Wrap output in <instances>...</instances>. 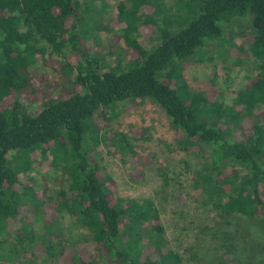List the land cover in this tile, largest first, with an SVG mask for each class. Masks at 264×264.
Listing matches in <instances>:
<instances>
[{"label":"trees","instance_id":"16d2710c","mask_svg":"<svg viewBox=\"0 0 264 264\" xmlns=\"http://www.w3.org/2000/svg\"><path fill=\"white\" fill-rule=\"evenodd\" d=\"M94 2L0 0V232L9 235L8 224L20 223L16 253L27 239L34 264L182 262L162 251L157 237L163 228L153 201L116 196L114 180L91 155L106 140L97 112L118 103L148 101L161 108L176 148L206 161L193 182L196 193L222 218L242 215L264 225V0H175L174 9L164 0H117L118 35L94 20ZM238 21L250 27L247 56L260 62L259 73L235 91L230 104L212 92L190 90L184 64L220 42L225 27ZM148 26L155 46L145 44L142 30ZM46 69L57 77L50 93L33 85L35 72ZM23 98L37 99L39 106L28 110ZM113 137L115 154L130 155L133 162L137 154L126 136ZM37 152L51 156L65 185L43 204L20 179ZM53 204L49 211L67 214L86 231L83 243L52 234L46 209ZM23 207L30 218L21 216ZM37 219L47 228L44 234L36 235Z\"/></svg>","mask_w":264,"mask_h":264},{"label":"rangeland","instance_id":"374dc122","mask_svg":"<svg viewBox=\"0 0 264 264\" xmlns=\"http://www.w3.org/2000/svg\"><path fill=\"white\" fill-rule=\"evenodd\" d=\"M104 1L106 6L95 0L94 20L101 19L111 27L114 35H118L120 26L114 13L117 0ZM164 1L168 8H175V0ZM95 24L92 23V26ZM224 31L220 42L206 46L184 64L183 77L190 90L212 92L215 99L230 104L235 91L242 89L250 78L259 73L260 62L247 56L250 27L246 22H233ZM142 35L147 46L158 43L152 26L144 28ZM36 69L39 67L36 66ZM35 73L33 85L46 89L47 93L53 92L57 77L53 76L52 71L46 69ZM45 95L44 92L37 99H42ZM35 100L23 98L21 103L33 111L39 106ZM95 120L107 143L105 140L93 147L91 155L102 173L114 180L116 196L153 201L163 228L162 235L157 237L163 252L172 251L179 255L182 260L180 264L264 262V225L252 222L242 215L222 218L214 208L206 204L201 193H196L193 182L197 174L203 173L206 161L193 152L176 148V135L170 129L161 108L148 101L133 107L118 103L110 109L98 111ZM118 134L125 135L127 142L135 150L137 156L133 162L130 155L115 154L117 150L110 145L112 137ZM13 157L14 155L9 160L11 165L15 164ZM21 158L24 159L23 156ZM31 161V168L20 174V179L33 188L36 198L43 204L48 201V197L54 198L65 185L60 184V177L51 166V156L43 158L37 152L31 155ZM161 167L162 173L167 176L166 184L163 183ZM18 190L23 195V186L18 187ZM53 206L54 204L46 209V215L53 218L50 222L52 226L47 225L52 234L57 235L61 241L83 243L86 231L67 214L56 215L49 211ZM21 216L30 218L31 213L23 207ZM43 225L45 226L41 219L35 220L33 227L38 231L36 235L46 232L47 228ZM19 227L18 222L10 223L7 227L9 235L0 232V264H34L29 257L32 250L29 240L25 239L21 252L16 253L14 236ZM39 239L41 238L36 236V240ZM82 246L88 245L84 243Z\"/></svg>","mask_w":264,"mask_h":264}]
</instances>
